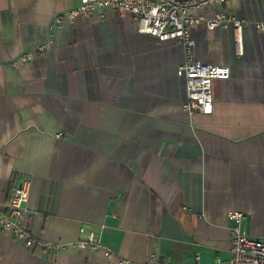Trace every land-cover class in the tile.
Returning <instances> with one entry per match:
<instances>
[{"label":"crops","instance_id":"obj_1","mask_svg":"<svg viewBox=\"0 0 264 264\" xmlns=\"http://www.w3.org/2000/svg\"><path fill=\"white\" fill-rule=\"evenodd\" d=\"M79 4L0 0V205L30 180L31 233L60 246L0 228V264H212L230 257L231 212L264 238V0L191 11L243 21L240 51L230 25L192 32L194 57L230 71L210 114L182 106V45L121 10L54 21ZM89 232L101 250L77 245Z\"/></svg>","mask_w":264,"mask_h":264},{"label":"built area","instance_id":"obj_2","mask_svg":"<svg viewBox=\"0 0 264 264\" xmlns=\"http://www.w3.org/2000/svg\"><path fill=\"white\" fill-rule=\"evenodd\" d=\"M231 0H80L77 7H73L54 21L60 23L63 19L72 21L78 16L90 17L99 7L111 10H121L131 15L137 25V31L150 35L161 42L174 41L182 45L185 52L184 62L177 67L176 73L185 83V101L182 106L188 112L196 111L210 114L213 110L212 81L226 79L230 75L229 68L213 66L203 63L194 57L195 43L192 32L195 28L205 26L214 30L219 26L230 25L239 34L235 43L241 45L243 21L230 16L223 10L217 11L212 18L192 15L194 9L217 7ZM259 31L264 33V22L256 24ZM50 38L35 50L47 47ZM32 50L23 53L17 60L25 62L32 58ZM31 184L27 178L15 181L11 195L5 204L0 205V228L11 235L15 242L32 248H47L57 250L60 246L53 245L33 237L27 222L26 203L29 199ZM229 219L234 222L230 228V257L218 260L212 264H264V238L250 236L242 231L243 214L229 213ZM80 248L89 251L102 249L94 232H89L87 238L78 242ZM107 258L112 252L103 250ZM120 264H135L120 261ZM147 264H154L149 261ZM157 264V263H156ZM199 264V263H197Z\"/></svg>","mask_w":264,"mask_h":264}]
</instances>
